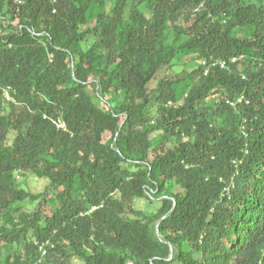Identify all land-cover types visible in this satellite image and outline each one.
Listing matches in <instances>:
<instances>
[{
    "label": "trees",
    "instance_id": "obj_1",
    "mask_svg": "<svg viewBox=\"0 0 264 264\" xmlns=\"http://www.w3.org/2000/svg\"><path fill=\"white\" fill-rule=\"evenodd\" d=\"M75 260L264 264V0H0V264Z\"/></svg>",
    "mask_w": 264,
    "mask_h": 264
},
{
    "label": "rangeland",
    "instance_id": "obj_2",
    "mask_svg": "<svg viewBox=\"0 0 264 264\" xmlns=\"http://www.w3.org/2000/svg\"><path fill=\"white\" fill-rule=\"evenodd\" d=\"M18 181L21 183V186L24 187L26 190L31 191L33 193H39L41 192L44 187L46 186L45 180H38L31 175H26L24 177H20L17 175ZM134 207L137 210L140 211H147V212H154L155 208L148 206V201L146 199H140L136 200L134 203ZM31 208H26V210H29ZM74 264H82L81 262L75 260Z\"/></svg>",
    "mask_w": 264,
    "mask_h": 264
},
{
    "label": "built area",
    "instance_id": "obj_3",
    "mask_svg": "<svg viewBox=\"0 0 264 264\" xmlns=\"http://www.w3.org/2000/svg\"><path fill=\"white\" fill-rule=\"evenodd\" d=\"M54 124L56 125V127L58 129L66 130L65 123H63L61 120H58L57 122H54Z\"/></svg>",
    "mask_w": 264,
    "mask_h": 264
}]
</instances>
